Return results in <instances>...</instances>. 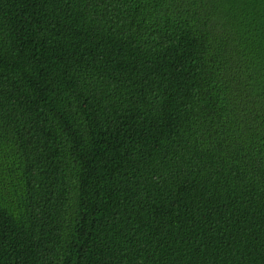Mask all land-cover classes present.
<instances>
[{
	"label": "trees",
	"instance_id": "1",
	"mask_svg": "<svg viewBox=\"0 0 264 264\" xmlns=\"http://www.w3.org/2000/svg\"><path fill=\"white\" fill-rule=\"evenodd\" d=\"M0 264H264V0H0Z\"/></svg>",
	"mask_w": 264,
	"mask_h": 264
}]
</instances>
